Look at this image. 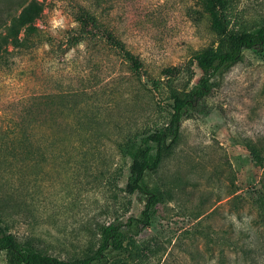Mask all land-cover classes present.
Returning a JSON list of instances; mask_svg holds the SVG:
<instances>
[{"label":"rangeland","instance_id":"obj_1","mask_svg":"<svg viewBox=\"0 0 264 264\" xmlns=\"http://www.w3.org/2000/svg\"><path fill=\"white\" fill-rule=\"evenodd\" d=\"M28 1L0 0V32ZM35 1L38 34L21 29L22 47L0 49V219L21 244L81 258L97 248L103 225L140 217L143 196L124 192L128 151L168 125L173 97L201 75L194 56L225 50L228 40L212 30L201 0ZM233 2L232 32L264 23V0ZM80 8L102 19L147 76L104 43L67 41ZM174 66L177 77L161 74ZM212 83L184 115L171 152L145 175L162 198L149 227L132 235L126 226L127 252L92 264H264L252 207L262 173L248 150L264 146V51L245 50ZM68 123L85 129L81 153L75 140H59Z\"/></svg>","mask_w":264,"mask_h":264},{"label":"trees","instance_id":"obj_2","mask_svg":"<svg viewBox=\"0 0 264 264\" xmlns=\"http://www.w3.org/2000/svg\"><path fill=\"white\" fill-rule=\"evenodd\" d=\"M201 1L204 10L210 17L212 30L227 38L228 47L225 50L208 48L194 56L195 65L201 75L182 97H173V113L168 125L140 137L139 142L130 147L128 151L130 164L124 192L128 195L136 193L143 196L144 206L140 217L131 218L124 224L103 225L99 231L97 248L91 254L75 259H60L46 254L34 246L21 244L0 219V252L4 253L7 264H92L93 262H102L105 261L107 252L110 250L122 254L127 252L124 243L129 230L125 228L126 226L133 229L132 235H139L149 227L151 218L162 198L159 192L147 187L145 175L155 171L164 156L171 152L184 115L188 110L195 109L199 102L209 94L213 84L212 78L238 62L245 50L264 51V23L252 30L234 33L229 28L234 6L233 0ZM41 14L42 7L35 0L24 2L18 6V14L12 16L9 24L4 26L5 30L0 32V49L2 45L8 44L12 47H22L24 38L19 37L21 29L25 33L37 35L39 29L34 21L40 18ZM73 17L79 27L69 36L67 40L69 43L75 44L84 41L88 46L104 43L119 54L134 75L147 76L139 57L116 37L99 16L86 8H80ZM181 71L180 66L167 67L162 70L161 74L170 79L177 77ZM151 81L153 84L157 83V80ZM84 132L85 129L81 123H68L61 127L59 140H75L77 142L75 149L81 153L83 140L80 139L85 138ZM23 139L31 140L28 136L21 138V140ZM248 150L252 163L256 168L261 169L262 173L252 188V207L255 211L254 223L264 230V146L261 144L258 148L256 145H250ZM66 152L60 149V154Z\"/></svg>","mask_w":264,"mask_h":264}]
</instances>
